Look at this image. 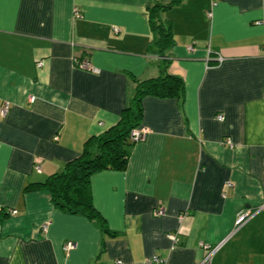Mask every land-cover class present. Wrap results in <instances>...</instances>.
<instances>
[{"label":"crops","instance_id":"1","mask_svg":"<svg viewBox=\"0 0 264 264\" xmlns=\"http://www.w3.org/2000/svg\"><path fill=\"white\" fill-rule=\"evenodd\" d=\"M168 1L0 0V264H198L202 244L210 264H264V0H182L160 14L162 56L147 7ZM165 60L181 95L145 96L126 169L90 176L102 223L26 189L115 125Z\"/></svg>","mask_w":264,"mask_h":264},{"label":"trees","instance_id":"2","mask_svg":"<svg viewBox=\"0 0 264 264\" xmlns=\"http://www.w3.org/2000/svg\"><path fill=\"white\" fill-rule=\"evenodd\" d=\"M181 1L169 0L165 4L147 7L148 21L154 33L152 43L162 56L173 46L174 37L171 23H165L160 14ZM167 63L168 60H165L161 75L136 84L130 105L122 109L120 119L115 125L97 136L89 137L83 151L68 161L63 171L51 174L43 182L29 184L26 189L45 188L56 207L71 214H83L102 223V217L92 202L90 176L104 169H126L131 149L136 143L131 139L130 133L141 123L142 100L145 96L172 98L181 95L182 79L167 72Z\"/></svg>","mask_w":264,"mask_h":264},{"label":"built area","instance_id":"3","mask_svg":"<svg viewBox=\"0 0 264 264\" xmlns=\"http://www.w3.org/2000/svg\"><path fill=\"white\" fill-rule=\"evenodd\" d=\"M208 16H211V12L208 11L207 13ZM188 49L192 50V46H189ZM77 66L81 69H84V70H88V71H94V72H98V69L94 68L90 61L86 58H83L82 60L80 61H75ZM43 65V62L40 61L38 62V66H42ZM31 100L33 99L32 97L30 98ZM9 108H10V104L9 102H4L1 106V114L2 115H5L8 111H9ZM216 119L218 121H221L223 120V116L221 114L217 115L216 116ZM130 136H131V139L134 141V142H138V141H141L144 139L145 137V131L141 128H135L131 131L130 133ZM227 143H229L231 145V142L230 140L228 139L227 140ZM155 214L157 215H160L163 213V210L162 209H156L155 211ZM250 214L248 212L246 213H240L238 215V218H237V225H240L241 223H243L249 216ZM46 225L44 224L42 226V229H46ZM169 237L173 240L174 243H176L177 241V238L175 235H169ZM74 246V243L72 241H67L64 245V249L65 250H70L71 248H73ZM203 248L204 249H207L208 252L206 253L205 257L198 263V264H210V260H211V255L213 253V251L216 249V248H213L211 247L209 244H202ZM153 260H157L156 257H154L153 259H150L149 262L153 261Z\"/></svg>","mask_w":264,"mask_h":264}]
</instances>
